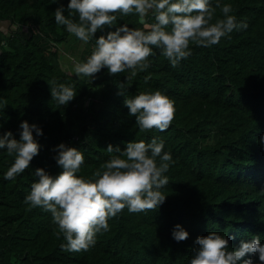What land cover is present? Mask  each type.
<instances>
[{
  "label": "trees",
  "instance_id": "obj_1",
  "mask_svg": "<svg viewBox=\"0 0 264 264\" xmlns=\"http://www.w3.org/2000/svg\"><path fill=\"white\" fill-rule=\"evenodd\" d=\"M67 2L0 0V131L11 129L19 138L24 119L43 127L40 152L14 179L4 178L14 154L0 149V264H189L196 237L212 230L227 235L232 247L254 234L264 242V0H212L217 17L231 2L248 27L210 47L193 42L176 66L156 48L150 66L123 93L118 83L130 70L111 74L105 66L90 78L64 67L63 43L81 40L55 20V9ZM118 22L143 26L136 13ZM93 43L86 42L81 59ZM53 81L73 84L75 98L58 103ZM157 88L175 99L174 118L163 131L142 129L125 96ZM154 136L175 161L166 173L165 202L140 212L125 207L87 250L61 247L65 237L52 213L25 201L37 166L61 171L53 146L64 141L84 150L80 174L91 175L113 155L109 143L124 148L129 140ZM177 222L188 238H173Z\"/></svg>",
  "mask_w": 264,
  "mask_h": 264
},
{
  "label": "clouds",
  "instance_id": "obj_2",
  "mask_svg": "<svg viewBox=\"0 0 264 264\" xmlns=\"http://www.w3.org/2000/svg\"><path fill=\"white\" fill-rule=\"evenodd\" d=\"M220 3L221 0H216V4ZM130 13L138 14L142 27L118 22V17ZM222 13L219 17L215 15L212 0H68L66 5L60 3L55 9V20L82 41H94L86 58L67 55L73 73L95 78L105 66L111 74L130 70L126 79L118 83L123 93L131 78L150 66L156 48L176 66L192 53L193 42L210 47L233 30L248 27L247 19L235 14L231 2L222 4ZM50 86L52 97L61 105L77 94L70 83L53 81ZM124 104L142 129H167L176 111L175 99L159 88L125 96ZM41 135L43 127L27 119L20 122L19 138L11 129L0 131V149L14 154L4 172L5 179H14L31 166L42 147L37 138ZM259 140L264 142V136ZM106 148L113 155L91 175L80 174L84 150L64 141L53 146L54 159L61 168L59 173L53 174L43 166L35 168L38 179L33 181L25 201L52 213L54 223L65 237L61 247L69 251L94 246L97 233L108 231L109 218L125 207L130 212L159 208L167 198L163 189L170 177L166 173L175 161L172 152L164 150L162 138L132 139L124 148L109 143ZM189 235L182 223L173 226L175 240H184ZM195 244L189 264H264L260 234L242 239L238 246L232 247L227 235L212 230L207 235H198Z\"/></svg>",
  "mask_w": 264,
  "mask_h": 264
},
{
  "label": "rangeland",
  "instance_id": "obj_3",
  "mask_svg": "<svg viewBox=\"0 0 264 264\" xmlns=\"http://www.w3.org/2000/svg\"><path fill=\"white\" fill-rule=\"evenodd\" d=\"M3 28L5 29V31L9 30V28H10L9 22H6L5 26H3ZM69 41H70L69 43H63V46H62L63 53L66 55V57L70 53V54L76 56L77 58L81 59L82 54H84V52L86 51V48H87L86 42L82 41V40H78V41L73 40V37ZM62 62H63V65L65 68H67V69L71 68L72 62L68 61L67 58L63 59Z\"/></svg>",
  "mask_w": 264,
  "mask_h": 264
},
{
  "label": "crops",
  "instance_id": "obj_4",
  "mask_svg": "<svg viewBox=\"0 0 264 264\" xmlns=\"http://www.w3.org/2000/svg\"><path fill=\"white\" fill-rule=\"evenodd\" d=\"M6 22H9V21H4V22L2 23V27L5 26V23H6ZM9 24H10V23H9Z\"/></svg>",
  "mask_w": 264,
  "mask_h": 264
}]
</instances>
